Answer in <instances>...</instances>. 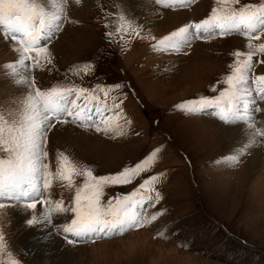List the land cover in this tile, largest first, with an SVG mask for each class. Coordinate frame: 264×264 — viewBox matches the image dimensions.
Returning <instances> with one entry per match:
<instances>
[{"label": "rangeland", "instance_id": "obj_1", "mask_svg": "<svg viewBox=\"0 0 264 264\" xmlns=\"http://www.w3.org/2000/svg\"><path fill=\"white\" fill-rule=\"evenodd\" d=\"M152 2L160 15L158 21L145 25L138 7L129 0H81L79 4L67 0L59 13L60 30L46 44L51 63L42 56L40 67L26 61L32 66L17 65L16 73L5 67L18 60L15 42L0 39V111L6 116H21L25 97L36 88L86 90L79 99L76 93L70 99H76L79 106L75 111L83 109L81 114L90 115L91 120L61 117L68 122L53 119L55 127L46 131L44 150L48 155L44 163L49 171L54 172L56 158L63 153L80 169H91L94 176H108L134 167L159 149L150 171L141 173L130 184L104 189L101 204L132 193L143 180L158 177L152 185L154 191L143 192L144 196L151 195L152 201L134 209L144 218L154 214L157 218L150 223L142 221L138 227L125 225L123 232L84 238L68 234L77 241L69 244L62 226L75 218L73 212L53 214L46 222L43 213L47 204L38 203L36 209H31L24 207L31 201L0 198V203L6 205L0 208V230L19 264H264V162L256 166L248 163L252 155L249 149L261 144L264 154V136L252 135L249 148H242L246 147L239 141L242 138L235 139L238 134L226 136L218 123L246 126V121L224 123L213 107L202 112L176 107L185 101L219 96L227 88L219 81L235 61L233 53L249 50L248 38L237 32L224 36L205 33L191 38L179 50L169 47L176 38L158 44L180 27L207 18L216 5L215 0H191L174 7ZM118 27L128 30L116 31ZM252 43H264V34ZM260 61H264V53L253 57L247 73L251 81L264 75V63ZM86 65L89 70L82 71ZM256 103L262 111L250 115L256 127L264 129V100L257 99ZM185 107H199V103ZM116 113L120 115L118 120ZM105 120L107 123H102ZM96 125L111 130L97 131ZM59 129L69 130L70 136L62 137ZM120 131L123 135L116 134ZM83 182L84 177L73 176L74 187ZM74 196V188H68L66 181L53 179L42 199L63 198L64 205L72 207ZM17 206L35 216L37 223L32 225L27 223L32 218H26L29 228L48 223L56 235L54 241L72 246L71 257L59 262L50 252L42 255L41 250L35 255L19 244L25 233L12 224L11 210ZM2 259L8 264L6 253Z\"/></svg>", "mask_w": 264, "mask_h": 264}, {"label": "snow or ice", "instance_id": "obj_2", "mask_svg": "<svg viewBox=\"0 0 264 264\" xmlns=\"http://www.w3.org/2000/svg\"><path fill=\"white\" fill-rule=\"evenodd\" d=\"M77 4L81 0H75ZM191 0H155L156 4L164 7L184 5ZM67 0H0V28L3 36L15 42L14 51L19 54L18 60L7 64L5 67L17 71V65L30 67L26 61H34L36 67H40L39 60L43 56L48 64L51 63V53L46 47L51 36L60 30L61 15L64 11L62 5ZM57 5H61L57 7ZM215 5L210 15L198 23H189L173 31L157 41H171L176 38L169 47L179 50L180 46L191 38L201 34L221 36L237 32L248 38L246 53L239 51L233 53L236 58L234 63L228 66V74L219 83L227 84V88L220 91L214 98L201 97L197 101H185L177 108L185 111H204L208 107L216 109V115L224 123L235 124L246 121L247 127L252 130V135L264 136V129L257 128L250 113L262 111L256 101L264 100V75L255 77L254 81L248 76V70L252 68L253 57L257 53H264V43L253 44V40H259L260 34H264V0H256L255 3H243L242 0H215ZM49 7L55 9L50 11ZM121 20L125 18L121 15ZM130 26V25H129ZM127 31V28H117L116 31ZM111 36L112 33H109ZM138 35V33H137ZM155 39V38H153ZM43 42V43H42ZM35 53V56L32 54ZM243 57V59H241ZM264 63V61H260ZM89 70L84 66L82 71ZM79 74V72L77 73ZM251 81V83H250ZM27 83V81H17ZM245 85H248L246 88ZM29 89L33 87L28 85ZM115 87H120L119 85ZM86 90L75 88H60L54 86L50 90L42 91L36 88L34 93L28 92L25 97L24 112L16 117L11 113L7 116L0 111V198L8 201H31L24 207L36 209L38 203L47 204V211L43 213V219L50 222L53 214L73 212L75 218L70 223L62 226L65 233L64 239L73 244L77 241L72 237L84 238L91 234L111 235L123 232L127 228L142 226V221L150 223L156 215L144 218L134 209L145 202L150 203L151 195L144 196L143 192L154 191L152 185L158 177L152 176L143 180L132 193L110 198L107 203L101 204L104 189L113 185L130 184L141 173L150 171L159 149L154 150L144 160L134 167H126L121 172L108 176H94L91 169H80L76 163L70 161L63 153L56 158V168L49 171V165L44 163L48 153L44 150L47 137L46 131L55 127L53 119L67 123L72 117L73 121L84 119L91 120V116H83L80 111H75L79 106L76 99H70L73 93L77 99L83 96ZM199 103V107L186 108L188 104ZM114 107H118L114 105ZM99 112L100 108L96 107ZM120 118L116 113V119ZM107 123V120L102 121ZM97 131H110L108 127L101 128L96 125ZM123 135V132H117ZM233 160L237 157H233ZM84 177V182L74 187L73 176ZM53 179L66 181L67 187L74 188L75 196L72 207L65 206L63 198L59 200H43L44 192L51 188ZM50 193V197H51ZM140 197L136 199V197ZM160 193H156V199ZM6 207L0 203V208ZM37 223L36 218L28 220V224ZM8 257V264H19L11 251L7 249L3 231L0 230V264H4L2 254Z\"/></svg>", "mask_w": 264, "mask_h": 264}, {"label": "bare ground", "instance_id": "obj_3", "mask_svg": "<svg viewBox=\"0 0 264 264\" xmlns=\"http://www.w3.org/2000/svg\"><path fill=\"white\" fill-rule=\"evenodd\" d=\"M132 5L135 7H138V15H140L142 23L143 24H149L154 21H158V16L160 14L157 13L156 7L153 5L152 0H129ZM59 7V5H57ZM50 11H54L55 9L49 7ZM165 17L161 19V21H164ZM216 123V122H215ZM213 124V123H212ZM218 126L221 128V131L226 136H233L234 134H238L237 138L242 140V144H245L246 147L242 146V148H249V144L251 141L252 136V130L244 125H238V126H221L218 123ZM242 127L241 129H237L236 127ZM64 127V126H63ZM60 130V129H59ZM58 130V131H59ZM59 134H63L64 138L70 136V132L66 130H60ZM58 134V135H59ZM63 135H61L63 137ZM264 142V141H263ZM241 143V142H240ZM244 150V149H243ZM250 152H252V155L248 158V163H250L252 166H256L259 163L264 162V154L263 150L261 149V144L257 148H251L249 149ZM264 164V163H262ZM13 213V222L12 224L15 226L14 228H21V230H24V235L20 237V243L26 250L30 251L32 253H35V255L41 252L43 255L46 252H50L55 256V258L59 262H63L64 260H67V258H70L73 252V248L71 245H63L60 240L54 241L56 235L52 230V227L49 226L48 223L43 222L41 226L36 225L33 229L29 228L25 225L26 218L31 217L32 219L35 217L32 215V212H30L28 209L17 206L16 208H13L11 210ZM16 214V215H15ZM30 219V218H29ZM28 220V219H27ZM28 223V222H27ZM39 228H42L43 231L39 233ZM44 228V229H43ZM48 238V239H47ZM46 239L50 242H46ZM22 248V247H21ZM55 250V251H54Z\"/></svg>", "mask_w": 264, "mask_h": 264}]
</instances>
